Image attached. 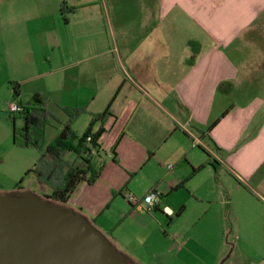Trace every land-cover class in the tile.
I'll return each instance as SVG.
<instances>
[{
	"label": "crops",
	"instance_id": "obj_1",
	"mask_svg": "<svg viewBox=\"0 0 264 264\" xmlns=\"http://www.w3.org/2000/svg\"><path fill=\"white\" fill-rule=\"evenodd\" d=\"M0 58L19 102L47 104V143L65 108L85 109L81 137L110 106L86 183L108 170L104 211L123 203L103 233L119 251L136 264H264V0H0Z\"/></svg>",
	"mask_w": 264,
	"mask_h": 264
},
{
	"label": "water",
	"instance_id": "obj_2",
	"mask_svg": "<svg viewBox=\"0 0 264 264\" xmlns=\"http://www.w3.org/2000/svg\"><path fill=\"white\" fill-rule=\"evenodd\" d=\"M0 264H131L80 212L28 191L0 193Z\"/></svg>",
	"mask_w": 264,
	"mask_h": 264
},
{
	"label": "trees",
	"instance_id": "obj_3",
	"mask_svg": "<svg viewBox=\"0 0 264 264\" xmlns=\"http://www.w3.org/2000/svg\"><path fill=\"white\" fill-rule=\"evenodd\" d=\"M188 45L193 52L189 59V64H192L200 52V46L199 43L193 41H190ZM10 87L13 96L16 98L18 96L17 85L11 83ZM20 105L23 108L21 113H10L13 122L17 118H20L23 122L18 128L14 125V142L21 148H31L38 151L40 157L28 173H35L38 181L52 190V195L47 199L64 205L81 182L92 184L100 175V172L92 166L90 160L94 151L100 146L99 140L104 133V125L112 116L110 106L102 113L92 114L91 122L81 137L77 136L72 126L77 118L86 112L85 109L65 108L64 111L68 116V121L55 140L47 143L45 129L51 118H53L47 104L38 95H35L32 100L25 103L20 102ZM98 123L101 125L100 128L93 132L95 125ZM17 136L19 137L18 142H16ZM88 138H90V141H88ZM69 152L76 154V161L69 162L65 159L66 154ZM91 222L97 227L94 221ZM119 252L131 264H136L128 255Z\"/></svg>",
	"mask_w": 264,
	"mask_h": 264
},
{
	"label": "rangeland",
	"instance_id": "obj_4",
	"mask_svg": "<svg viewBox=\"0 0 264 264\" xmlns=\"http://www.w3.org/2000/svg\"><path fill=\"white\" fill-rule=\"evenodd\" d=\"M34 1V0H29ZM108 4L114 0H104ZM112 12V11H111ZM131 13V12H130ZM131 29H129L130 32ZM131 33V32H130ZM10 82L7 72V65L0 58V193H10L15 191H28L41 198L50 197L52 190L38 181L35 173L28 171L33 168L38 161L40 154L37 150L31 148H21L14 142L13 129L14 125L18 128L22 125V120L17 118L15 122L11 119L9 106L13 103L12 88L8 85ZM18 116V115H17ZM86 128L83 120H80L75 126L74 130L81 135ZM52 129H49L47 137L50 138ZM19 137H16V142ZM65 159L69 162L77 160V156L73 152L66 154ZM112 179L108 174L90 186L86 182H81L70 199L63 206L80 212L77 208L82 204L84 211L80 212L88 220L93 218L96 213H91L94 209L100 212L98 217V225L101 226V232L105 226L111 227L112 221L115 220L116 206L122 205V200L118 198L113 199L111 203V210L104 211L105 206L112 201V194L110 191ZM49 200V199H48ZM51 201V199H50ZM111 217V218H110ZM174 220V219H173ZM182 220L177 222L176 228L181 227ZM106 235V234H105Z\"/></svg>",
	"mask_w": 264,
	"mask_h": 264
},
{
	"label": "built area",
	"instance_id": "obj_5",
	"mask_svg": "<svg viewBox=\"0 0 264 264\" xmlns=\"http://www.w3.org/2000/svg\"><path fill=\"white\" fill-rule=\"evenodd\" d=\"M23 111L22 106L20 105V102L14 98L13 103L9 106V112L13 114L21 113ZM88 141H90V138H88ZM127 199L130 203L136 205L139 204V201L132 195H128ZM161 202V196L159 193L153 191L147 194L143 200L142 203L145 205V209L149 212L153 211L157 204Z\"/></svg>",
	"mask_w": 264,
	"mask_h": 264
}]
</instances>
